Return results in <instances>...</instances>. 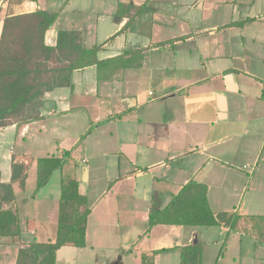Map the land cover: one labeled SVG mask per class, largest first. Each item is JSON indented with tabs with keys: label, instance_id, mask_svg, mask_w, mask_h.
<instances>
[{
	"label": "crops",
	"instance_id": "obj_1",
	"mask_svg": "<svg viewBox=\"0 0 264 264\" xmlns=\"http://www.w3.org/2000/svg\"><path fill=\"white\" fill-rule=\"evenodd\" d=\"M115 1L108 13L100 12L99 4L94 23L82 21L88 9L83 11L79 0L76 5L72 0L58 4L45 43L53 45L59 31H76L84 48L102 45L99 59L147 49L146 61L112 81H96L95 71H90L94 68L75 71L72 88L44 95L39 120L1 130V182H9L11 158L29 157V143L43 136L47 123L55 133V125L64 128L76 112L89 109L97 126L85 134L84 154L90 153L82 158L83 165L72 157L73 148L56 153L61 157L69 152L62 173L74 177L87 200L90 214L80 250L88 253L77 260L72 249L63 247L56 264H140L142 254L162 249L168 251L157 254L154 264H179L174 248L190 245L201 246L202 264H214L226 228L149 229L148 212L150 207L162 210L182 186L194 181L207 187L213 213L264 216V0ZM117 2L146 3L147 12L110 40L127 22L115 16ZM49 4L0 0V34L6 14L48 11ZM112 16L117 29L113 35L105 28ZM158 44L163 47H154ZM157 54L166 55L168 63L154 62L151 55ZM155 72L164 76L156 86L140 85L144 79L155 82ZM112 157L117 159L116 175L107 177L110 164L103 161ZM33 166L36 173L35 161L29 169ZM99 173L101 191L95 189ZM12 189L14 196L16 190L24 191L17 184ZM15 209L18 214L16 196ZM56 209L58 213V200ZM23 231L16 252L37 242V229ZM61 253L70 256L59 258ZM217 264H264V238L256 242L243 231L229 234Z\"/></svg>",
	"mask_w": 264,
	"mask_h": 264
},
{
	"label": "trees",
	"instance_id": "obj_2",
	"mask_svg": "<svg viewBox=\"0 0 264 264\" xmlns=\"http://www.w3.org/2000/svg\"><path fill=\"white\" fill-rule=\"evenodd\" d=\"M146 12V3L134 6L117 2L115 16L127 19V22L110 40L126 32ZM57 17V12L37 10L21 15L6 14L3 19L0 34V132L14 124L39 120L44 95L55 89L72 88L75 71L94 68L96 81H112L127 70L140 69L147 59V49L124 51L115 57L99 59L102 45L84 48L81 35L76 31H59L55 43L47 45L45 34ZM154 47L162 48L163 44ZM69 157V152H63L61 157L35 161L36 189L45 184L54 172H60L56 236L52 242L33 241L19 247L14 264H56V254L61 248L85 247L90 210L86 198L78 192L74 177L62 173ZM26 179L23 163L12 157L9 182H1L0 176V238L12 242L19 240L23 230L29 226L21 227L12 189L13 184H17L20 190H24ZM158 225L224 227L227 229L226 237L243 231L256 242L264 238V216L242 217L236 212L215 214L208 205L207 187L194 181L182 186L162 210L150 207L148 228ZM225 240L214 264L223 255ZM174 249L179 250V264H202L200 245ZM166 251L142 254L140 264H154L155 256Z\"/></svg>",
	"mask_w": 264,
	"mask_h": 264
},
{
	"label": "rangeland",
	"instance_id": "obj_3",
	"mask_svg": "<svg viewBox=\"0 0 264 264\" xmlns=\"http://www.w3.org/2000/svg\"><path fill=\"white\" fill-rule=\"evenodd\" d=\"M67 0H49V7L48 11L56 12V7L58 4H63ZM127 2L128 0H123ZM135 1V0H134ZM81 3L80 7H82L83 11H85V6H87V13L81 17L82 21L88 20L91 23L96 22L95 11L98 9L99 4L102 5V9L100 12L108 13L114 6L115 0H79ZM133 2V1H131ZM78 0H72V5H76ZM71 5V6H72ZM72 12V10L70 11ZM74 15L70 14L67 17H71L74 20H78L77 17H73ZM79 17V16H78ZM108 25L105 27L107 28L106 32L109 31V34L113 35L114 32L117 30L115 27V22L113 16L108 18L107 20ZM85 46H89V44L84 43ZM116 46V44H114ZM104 57V55H101ZM151 58L154 62L158 61L157 64L160 66L168 63L169 58L165 55L157 56L151 55ZM90 71H95V69H91ZM136 71L135 74H137ZM142 75V72H140ZM134 73H131V75ZM163 78L164 76L160 75L158 72L153 73V78H155V82L148 81L145 79L141 81V86H149L153 84L156 86L155 83L159 82V78ZM167 105V103H165ZM76 115L71 118L70 123L67 124L64 128L63 125L58 124L55 125V133L51 131L50 122L46 124L49 127L45 130L43 136H40L34 139L32 142L29 143L28 148L26 149L28 152L27 158H25L22 162L26 172L28 171L25 189L24 191L20 192L16 190L15 196L17 201V208H18V217L20 220V224L22 229L29 224L28 228L37 229L36 234L34 237L36 238L37 242H52L55 239L56 231H57V224L55 222L57 212L55 210L57 206V200L59 195V180H60V172H54L53 175L49 178V180L43 184L40 188L36 189V173L35 167L33 166L31 169V165L34 161L41 158H47L51 156H56V153L60 151V149H71L72 150V157L79 158L77 163L78 166H82L81 160L84 156L89 155L90 152L84 154V150L86 149L87 145L85 141V134L86 132L93 130L97 124L92 122V112H89V109L86 111H79L75 113ZM16 153V152H15ZM16 155V154H15ZM15 157V156H14ZM78 160V159H77ZM117 159L114 157L109 159H104L103 162L105 164H110V170L107 172V177L115 176L116 170L113 169V165H115ZM72 160L68 161L70 165ZM99 168V166H97ZM99 180L98 184H96L95 189L101 191L103 184H101V174L99 173ZM258 188H262L258 186ZM259 192V191H258ZM125 204V203H124ZM35 219V221L31 220ZM96 217L90 219V225L93 227ZM22 222V223H21ZM35 222V224H34ZM36 227V228H35ZM141 231L145 228V225L142 226L140 223L139 226ZM143 227V228H142ZM29 239V238H28ZM13 243V244H10ZM21 244V241L14 240L12 242L9 239L0 238V264H14V260L16 257V248ZM68 249H72L73 255L76 256L77 260L82 256L84 253H88L87 251L83 252L84 250H80L74 248L72 246H67ZM67 250H65L66 252ZM65 255L61 253L59 258H65Z\"/></svg>",
	"mask_w": 264,
	"mask_h": 264
}]
</instances>
